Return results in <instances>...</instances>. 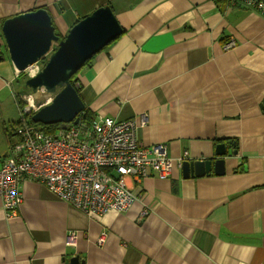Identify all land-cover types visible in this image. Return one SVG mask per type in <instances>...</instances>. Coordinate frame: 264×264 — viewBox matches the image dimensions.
Segmentation results:
<instances>
[{
	"label": "crops",
	"instance_id": "obj_1",
	"mask_svg": "<svg viewBox=\"0 0 264 264\" xmlns=\"http://www.w3.org/2000/svg\"><path fill=\"white\" fill-rule=\"evenodd\" d=\"M103 6L122 34L73 78L87 119L144 114L138 141L166 144L175 162L184 153L214 159L220 144L235 154L224 157L221 176L184 178L174 167L165 180L127 179L138 196L131 208L91 218L25 181L15 217L0 201V264H69L74 256L83 264H264L263 16L226 0H0V94L20 78L4 20L44 9L64 37ZM6 135L10 146L15 131ZM71 231L77 240L68 246Z\"/></svg>",
	"mask_w": 264,
	"mask_h": 264
},
{
	"label": "built area",
	"instance_id": "obj_2",
	"mask_svg": "<svg viewBox=\"0 0 264 264\" xmlns=\"http://www.w3.org/2000/svg\"><path fill=\"white\" fill-rule=\"evenodd\" d=\"M226 1L229 7L241 4L264 17V0ZM232 45L230 42L224 49ZM39 70L35 63L23 72L31 77ZM22 100L14 141L0 160V201L7 219L16 216L22 203L19 186L25 181L45 185L62 202L90 218L108 212L125 213L138 200L127 179L135 183L151 176L165 180L174 167L180 168L187 160L184 153L175 162L168 156L166 144L141 145L136 133L147 124L144 114L138 121H115L87 119L81 111L76 124L47 133L36 129L31 121L38 110L31 94L22 96ZM76 240L77 233L71 231L66 245L73 246ZM104 242L105 235H101L96 244L102 246Z\"/></svg>",
	"mask_w": 264,
	"mask_h": 264
},
{
	"label": "water",
	"instance_id": "obj_3",
	"mask_svg": "<svg viewBox=\"0 0 264 264\" xmlns=\"http://www.w3.org/2000/svg\"><path fill=\"white\" fill-rule=\"evenodd\" d=\"M1 34L8 57L14 69L21 73L27 67L47 57L45 64L34 76L25 80L31 92L33 105L38 109L31 116L36 129L57 125L65 130L77 123L83 111L73 77L86 62L122 34L112 9H95L73 25L64 37L55 34L51 17L44 9L18 14L3 21ZM55 45V47H54ZM3 54L0 52V61ZM235 154L218 145L214 159L185 160L181 164L184 178L203 177L211 172L221 176L225 172L224 157ZM69 264H83L77 256Z\"/></svg>",
	"mask_w": 264,
	"mask_h": 264
},
{
	"label": "rangeland",
	"instance_id": "obj_4",
	"mask_svg": "<svg viewBox=\"0 0 264 264\" xmlns=\"http://www.w3.org/2000/svg\"><path fill=\"white\" fill-rule=\"evenodd\" d=\"M46 59L47 57L37 62L39 69L45 64ZM18 76L20 78L13 82L12 87L0 94V159L3 158L9 147V138L6 134H11L12 124L20 119V109L22 108L18 106V99L23 102L22 96L30 92L29 89L25 88V80L28 78L27 74L22 72Z\"/></svg>",
	"mask_w": 264,
	"mask_h": 264
},
{
	"label": "trees",
	"instance_id": "obj_5",
	"mask_svg": "<svg viewBox=\"0 0 264 264\" xmlns=\"http://www.w3.org/2000/svg\"><path fill=\"white\" fill-rule=\"evenodd\" d=\"M56 34V33H55ZM57 35V34H56ZM44 60V59H43ZM47 60V59H46ZM91 60V59H90ZM90 60H88L87 62H86V64H85V66L86 65H88V63L90 62ZM74 78V77H73ZM72 78V79H73ZM18 106L20 107V108H22L23 107V102L20 100V99H18ZM83 112L85 113V114H87L86 116H88L89 117V115H88V113H87V111L85 110V109H83ZM17 126H18V122H15V123H13L12 124V128H11V131H15L16 130V128H17ZM42 130H44L45 132H47V133H55L56 131H58V126L57 125H51V126H41L40 127Z\"/></svg>",
	"mask_w": 264,
	"mask_h": 264
},
{
	"label": "flooded vegetation",
	"instance_id": "obj_6",
	"mask_svg": "<svg viewBox=\"0 0 264 264\" xmlns=\"http://www.w3.org/2000/svg\"><path fill=\"white\" fill-rule=\"evenodd\" d=\"M21 73H22V72H21ZM18 74H20V73L18 72ZM18 74H17V75H18ZM73 86H74V83H73ZM28 95H30V94H28Z\"/></svg>",
	"mask_w": 264,
	"mask_h": 264
}]
</instances>
